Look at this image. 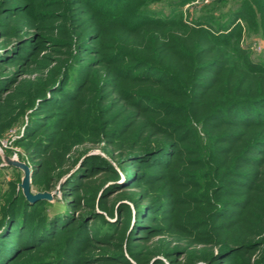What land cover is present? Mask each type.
I'll return each instance as SVG.
<instances>
[{"label":"trees","instance_id":"1","mask_svg":"<svg viewBox=\"0 0 264 264\" xmlns=\"http://www.w3.org/2000/svg\"><path fill=\"white\" fill-rule=\"evenodd\" d=\"M71 1L54 0L63 10L54 16L61 17H35L63 20L49 27L63 36L67 61L10 87L11 75L0 74V134L14 115L32 110L26 137L37 139L27 152L32 185L44 190L77 163L79 146L98 143L91 136L100 131L119 170L100 155L85 159L62 187L73 208L67 219L38 215L49 203L31 204L12 188L0 206V264L31 257L30 264H132L125 251L136 264H165L153 259L159 254L169 264H264V65L239 47L233 56L220 49L240 30L238 20L256 24V7L264 24V0L255 6L240 1L230 22L219 26L213 17L192 24L182 19V7L195 0H171L169 13L139 5L142 0H106L104 9L80 0L87 7L80 19L67 15ZM76 21L74 34L68 27ZM102 34L98 49L93 44ZM20 42L0 48V61L30 58L36 45ZM95 48L108 63L102 79L88 67L91 79L88 71L73 78L77 62L86 61L80 56ZM72 79L69 98L65 87ZM59 95L73 103L66 107L69 101H58ZM236 110L241 115L232 117ZM222 125L235 129L223 142L236 147L221 146L216 130ZM132 190H139L128 198L133 210L111 204L115 193ZM96 222L108 231L94 229Z\"/></svg>","mask_w":264,"mask_h":264},{"label":"rangeland","instance_id":"2","mask_svg":"<svg viewBox=\"0 0 264 264\" xmlns=\"http://www.w3.org/2000/svg\"><path fill=\"white\" fill-rule=\"evenodd\" d=\"M79 1L80 0H72L68 4L67 15L70 14V16L72 17L75 15L76 17H79V19L82 17L80 11L84 12V10L87 9V7L86 6L84 7L82 4L79 3ZM169 1L171 0H142L139 5L148 6V8L154 11L159 9L160 10L164 9L165 13H169L170 9L167 7ZM240 1L242 0H195L194 2L182 7V13H183L182 19L192 24L194 22H198L199 19L203 17H213L212 22L214 24L218 26L223 25V23L227 24L230 22L231 18L233 17L232 16L233 11L240 8L239 5ZM246 1H248L249 5L252 6L256 5L255 3L256 0H246ZM39 2L42 3L43 8L42 9H38L37 7L33 8V6L38 4ZM53 2L54 0H4L0 2V48L4 47V45L7 44V42L15 45V43L17 42L19 43L21 41L20 47L23 46L28 47V44L30 43L36 45L35 46L36 50L32 52L33 55L30 58L27 59L11 58L10 60L4 63L0 61V74L11 75L10 79L12 80L9 81L8 87H10L11 85L13 86L12 83L18 84L31 79L36 80L41 75H46L49 72V67L50 68L54 67L55 65L54 61L57 62L67 61V58L63 53L64 52L66 53L69 49L68 47H66V45L63 44V41H65L62 40L63 36L61 34H57V32H54L53 28L49 27V25H51L52 23H59V21L61 22L63 20H54V19L50 20L51 18H47V20L45 19L44 21H41L35 18L39 15V12H41L42 15H47L50 13V15H52L50 17H53L54 12L61 9L60 6L58 7L52 6L54 4ZM96 2L100 8L104 9L106 0H94L92 1V4ZM31 6L32 9L30 8ZM117 7L118 4L113 5L112 8L113 11H116L118 9ZM59 11H62L63 13V10H59ZM254 13H255V19H254L255 22L253 23L256 24L253 25L252 22L250 23L247 20H243V19L238 20L235 25H239L240 30L235 33V38L231 39L229 47H221L220 49L228 51L232 55L233 49L239 47L241 50H244L246 52L247 57H249L251 61L256 62L260 65H264V24L262 23L263 15L259 12L257 7ZM89 15L92 16L90 11H89ZM61 16L55 15L54 17H61ZM64 20L67 21L69 20V18L65 17ZM256 21H258V23ZM75 23L73 22L70 23L68 27L69 31H71L74 34H76V30H77L74 25H77L79 21H76ZM93 28L96 29L95 27ZM227 33L228 31L226 32V34ZM104 40H105L104 34H102V37L93 45L99 49L101 48V44L104 43ZM97 48H95L94 50L95 52L92 51L91 54H84L80 56L83 59H86V61L85 63L79 61L77 62L75 68L71 71V76L73 78L79 74L80 76L85 77L87 75L86 71H88L91 79L90 71H92L93 78L94 75H98V76L100 75L101 76L100 80L102 79V77L104 76V70L107 67L108 63L103 62L102 59L104 58L97 53L98 51ZM189 48L191 51L193 50L192 47ZM19 51H20L19 52L20 55L23 53L25 54V52L22 49H20ZM86 63L90 65L85 67ZM39 67H41L40 72L38 71L36 73V69H39ZM87 67L90 69V71L88 70ZM39 73L41 74L39 75ZM63 75L64 73H60V75H58L57 80L63 77ZM208 75L211 77V74ZM74 85L75 82L72 79L68 82V85L65 87V92H67V94L70 95L69 98H72V96L74 95L73 93H71L72 96L70 94V91L73 90ZM92 86L93 84H91V87ZM81 94L82 93H80L79 97H81ZM69 98L59 95L57 100L61 101L62 103L69 101L66 104V107H68L73 103V101ZM47 109L51 111L52 110L59 111L58 107L54 108V106L52 107L49 106ZM31 112L32 110H26L23 114H19L18 116L14 115L10 120L11 125L6 129V131H4V133L0 134V206L3 203L2 200L5 199L6 196H8L9 198V194H10L11 197L12 193L15 191L12 188H16L18 193L21 192L23 194V191L22 189H20L19 185L22 182L24 173L22 170L18 168H15L13 166H8L5 161V158H9L12 161H19L21 163H25L31 169H33L32 168L33 162L27 152V146L30 142H35V139L37 138H32L31 140H29L28 139L29 137L28 136L26 137V127L29 123V116ZM236 115L238 116L241 115L240 111L236 110L231 116L237 117ZM153 117L156 118L157 117L156 114ZM112 127L114 126L110 125L109 129H111ZM198 130L201 136H204L203 131L201 130L200 127H198ZM234 130H235L234 128H231L226 125H222L218 130H216V132L218 133L217 139L220 142L222 141L221 142L222 147L226 149L228 148L231 149L232 147H236L233 146L234 144L232 142L229 141L223 142L226 135ZM252 131L254 130L253 129L249 130L248 132L249 134H247L246 138L248 139L253 138ZM100 132L101 133L97 134L96 136H91V138L98 140V143L95 144V146L86 144L84 146L78 147V151L75 156L77 163H74L72 169L67 174L62 176V178L58 181V183H56V186L52 190H44L41 187H36L32 185V191L34 194L48 193V192L54 193L55 191L59 190V194L55 195L52 201H47L49 205H46L43 210L41 209L38 215H46L49 217V219H53L55 217H62L67 219L66 217L67 215L71 213L73 214V208L69 209L68 207L69 202L64 200L62 197L61 194L62 187L66 182V180L73 174L74 171H76V169L79 168L81 163L88 157L92 155H100L106 158L111 164H113V166L117 171L119 170L118 166L116 165V162H113L110 159V157L105 153V151L107 149H110L111 147L110 144H107V142H105V137L103 136L104 134H102V131ZM40 136L41 133L38 134V138ZM224 141L227 140L225 139ZM116 142L117 140H115L114 143ZM158 169H159L158 171H161V168ZM122 181L123 178L119 183H122ZM107 186L108 185L101 187V189L97 192L99 197L103 194ZM131 194L136 196L139 194V190H132L131 192H122V193L117 192L115 193V196L111 198L112 199L111 204L114 203L115 204L114 206L118 208L121 206L122 203L123 204L126 203L128 206H130L131 210H133L132 203L128 200ZM31 204H35V203H31ZM99 213L103 214L104 212L99 210ZM106 218L110 222H114L116 220V217L113 219L106 216ZM66 219H64V221ZM125 221H128V218H126ZM92 227H95L94 229H104L108 231V229L102 227L100 222H96ZM150 242L156 244L157 238L151 240ZM124 254L128 257V259L131 261L132 264H136V262L127 255L126 251ZM258 254L259 252H257L256 255ZM175 256H177V253L175 254ZM155 258L162 260L163 262H165V264H169L167 258H165L161 254L156 255V257H154L153 259ZM237 258L240 259V257ZM30 260L32 261L34 259L32 257L27 258L21 264H27V262H29L30 264L31 263ZM13 264H17V262ZM199 264H205V263L201 262Z\"/></svg>","mask_w":264,"mask_h":264},{"label":"water","instance_id":"3","mask_svg":"<svg viewBox=\"0 0 264 264\" xmlns=\"http://www.w3.org/2000/svg\"><path fill=\"white\" fill-rule=\"evenodd\" d=\"M8 166H13L23 171L24 177L21 184L19 185L22 189L23 194L28 202L37 203L39 201H52L55 195L59 194V190L54 193H37L34 194L32 191V169L25 163L19 161H12L9 158H5Z\"/></svg>","mask_w":264,"mask_h":264}]
</instances>
